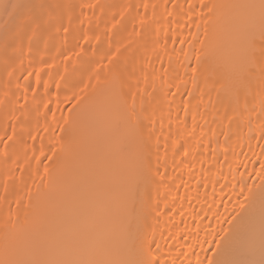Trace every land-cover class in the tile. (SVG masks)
Listing matches in <instances>:
<instances>
[{
    "label": "bare ground",
    "instance_id": "obj_1",
    "mask_svg": "<svg viewBox=\"0 0 264 264\" xmlns=\"http://www.w3.org/2000/svg\"><path fill=\"white\" fill-rule=\"evenodd\" d=\"M262 0H0V264H264Z\"/></svg>",
    "mask_w": 264,
    "mask_h": 264
},
{
    "label": "snow or ice",
    "instance_id": "obj_2",
    "mask_svg": "<svg viewBox=\"0 0 264 264\" xmlns=\"http://www.w3.org/2000/svg\"><path fill=\"white\" fill-rule=\"evenodd\" d=\"M261 7L264 8V0L261 2ZM261 55L264 56V51H262Z\"/></svg>",
    "mask_w": 264,
    "mask_h": 264
}]
</instances>
